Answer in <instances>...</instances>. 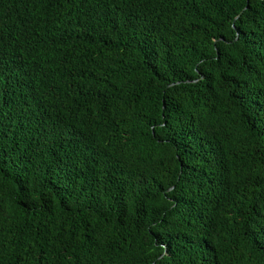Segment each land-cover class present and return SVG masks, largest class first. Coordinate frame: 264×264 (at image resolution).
<instances>
[{
    "label": "trees",
    "instance_id": "1",
    "mask_svg": "<svg viewBox=\"0 0 264 264\" xmlns=\"http://www.w3.org/2000/svg\"><path fill=\"white\" fill-rule=\"evenodd\" d=\"M0 264H264V0H0Z\"/></svg>",
    "mask_w": 264,
    "mask_h": 264
}]
</instances>
